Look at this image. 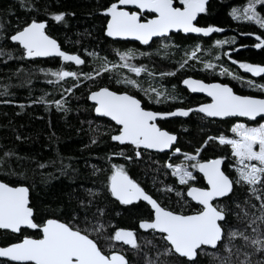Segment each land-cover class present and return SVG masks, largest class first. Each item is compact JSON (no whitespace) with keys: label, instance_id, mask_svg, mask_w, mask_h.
<instances>
[{"label":"trees","instance_id":"trees-1","mask_svg":"<svg viewBox=\"0 0 264 264\" xmlns=\"http://www.w3.org/2000/svg\"><path fill=\"white\" fill-rule=\"evenodd\" d=\"M114 2L116 0H0V160L3 161L0 163V181L29 188L30 205L37 223L54 218L89 229L97 222L103 223L105 228L101 236L97 238L93 233L92 238L98 239L105 254H109L107 237L114 235L116 229L125 228L135 231L139 247L133 249L120 241L113 243L116 250L126 255L129 264H159V261L186 264V258L178 254L158 257L157 253H162L166 247L161 234L139 228L142 220L152 218L153 212L148 204L138 201L124 205L111 196L108 184L112 165H123L128 175L163 207L192 214L201 207L186 194L190 184L181 185L171 169L166 167L167 163H184L183 153L195 154L197 149L202 148L198 157L201 162L224 157V170L235 180L236 158L232 155L231 147L220 145L218 140L208 141L207 146L204 143L208 137L221 134L232 136L231 128L236 121L257 124L264 120L210 119L197 111L190 112L187 117L162 120L158 122L159 126L176 134L178 140L171 152L156 153L143 147L137 149L134 145L114 142L111 137L119 132V127L107 118L97 117L88 96L92 91L108 87L116 92L135 95L147 109L162 112L179 108L196 109L207 99L190 93L182 86V81L191 76L206 82L228 84L241 95L264 98V91L249 87L246 82L235 80L230 75H221L222 65L231 73L243 77L244 81L264 84V74L251 75L233 63L264 64V48L254 47L259 42L255 36L264 37V29L253 22L238 21L232 17V10L245 7L248 0H207L206 11L199 14L197 25L215 26L224 31L214 32L209 37L177 33L156 39L143 47L135 42L115 41L106 36L108 15L104 14V10ZM175 5L181 6L179 0ZM61 11L69 15L64 21L57 22L53 14ZM257 11L264 15V6L257 5ZM148 17L151 15L142 16V19ZM34 19L47 21V34L56 39L63 50L80 55L85 63L75 65L60 57L28 59L23 48L13 43L10 36ZM250 33L255 35H248ZM233 37L234 44L226 43L219 47L215 44L217 40ZM164 45L169 47L164 48ZM196 45L201 46L198 59L189 60L181 69L179 65L185 58V52ZM127 49L150 53L137 55L131 63L145 66L154 75L141 72L137 76L125 68L95 75V70L103 62L102 58L118 63L117 50ZM93 52L98 56L88 55ZM225 53H231V59ZM201 60L210 61L217 67L205 69ZM61 68L77 72L78 78L66 77L57 81L47 71ZM172 72L175 75L160 76V73ZM89 73L92 79L85 78L84 74ZM123 77L137 80L143 88L152 86L166 89L176 98L161 97L162 102L156 103L154 94L149 98L137 88L117 83V79ZM69 88L72 89L70 92L67 91ZM57 101L66 110L58 109ZM175 147H179L181 153L174 154ZM137 150L141 152L140 159L135 155ZM5 153L12 155L6 156ZM129 156L131 160L127 159ZM192 163L195 162L191 161L189 165ZM41 164L45 167L41 168ZM196 177L191 184L203 186V178L198 172ZM169 188L173 191H167ZM249 189L250 186L246 184H234L232 193L214 203L224 205L227 210L226 222L221 223L225 230L223 245L228 244L227 233L233 229L245 231L247 228L246 234L249 236L259 234L248 227L253 214L259 215L260 206V201ZM90 190L95 193L94 196L89 194ZM177 192L182 195L177 196ZM259 194L264 198V192ZM253 204L255 208L251 207ZM245 210L248 216L244 215ZM25 236L40 238L42 234L39 230H21L19 234L0 230L1 245L18 242ZM223 245H218L216 249L206 247L208 254H200L198 264H220L221 259L230 255ZM229 247L232 248V264H239L244 259V252L252 253L251 264L264 261V253L254 252L253 247L245 246L240 238L233 240ZM237 248L241 249L240 253H237ZM0 264L20 263L0 259Z\"/></svg>","mask_w":264,"mask_h":264},{"label":"snow or ice","instance_id":"snow-or-ice-1","mask_svg":"<svg viewBox=\"0 0 264 264\" xmlns=\"http://www.w3.org/2000/svg\"><path fill=\"white\" fill-rule=\"evenodd\" d=\"M176 0H116L104 10V14L110 16L107 22L106 34L109 37H132L149 45L153 37H165L172 30H182L184 33H197L205 36L214 32H222L224 29L208 26L199 27L194 21L197 16L206 11L207 0H179L181 6H175ZM128 5H135L138 11H128ZM257 5L264 6V0H248L243 8H234L232 17L235 20L253 22L260 29H264V15L257 11ZM154 14L151 19H141L144 11ZM69 15L66 12L53 14V19L57 22L64 21ZM47 21L32 20L22 29L10 36V40L22 45L27 57H48L58 56L64 61L74 62L82 65L85 61L78 54H70L61 49L56 39L49 36L45 29ZM2 27V25H0ZM255 35V34H248ZM259 41L254 45L255 48H264V37L255 36ZM226 43H235V37L229 40H217L216 46ZM168 48L169 45H164ZM246 47V46H242ZM201 51V46L196 45L190 51L185 52V58L180 62V68H184L189 60L198 59L197 53ZM237 51V49H233ZM90 56H98L97 53H88ZM137 55L144 56L150 53L137 52L135 49L125 51L117 50L119 62L108 61L102 58L103 62L95 70V75L99 76L106 72H114L117 69L127 68L137 76L141 72L149 73L148 69L141 65L137 67L131 61ZM231 59V53H225ZM219 57H217L218 59ZM205 69H215L216 64L210 61H200ZM241 69L254 76L264 74V64H253L241 61H233ZM43 71V70H42ZM57 81L64 80L66 77H77L78 73L67 71L61 68L53 71L47 70ZM86 79H92V74H84ZM175 75L172 73H160V76ZM221 75H230L235 80L247 83L249 87L258 88L264 91V84L257 85L253 80L244 81L243 77L231 73L221 65ZM117 83H123L133 88H137L151 98L155 95L156 103H161V97L165 99H175L174 95L161 90L157 87L149 86L143 88L135 79L123 77L117 79ZM191 91L206 92L212 98L211 103L201 104L196 109L179 108L169 112H158L146 110L142 106V101L135 95L128 92L117 93L108 87H102L91 93L90 99L96 101L95 111L103 116L110 117L120 126L119 134L113 135L112 140L120 143H130L137 149H155L163 152L172 149L177 136L167 130L162 129L156 121L168 117H187L190 112L197 111L206 117H248L255 120L258 116L264 119V98L250 95H238L232 87L225 83H205L202 80L187 78L182 81ZM76 85H74L75 87ZM69 88L67 91H71ZM6 103L8 101H5ZM56 107L66 110L60 101L55 102ZM21 107H24L21 105ZM231 132L233 137L221 134L218 137H208V141L218 140L220 145H229L232 155L237 160L236 172L237 179L233 180L221 169L224 157L201 162L198 157L202 150L197 149L195 154L183 153L185 161H194L190 165L193 169H198L207 179V187H196L189 185L190 181H195L193 172L189 170L186 163L173 164L167 163L166 167L172 169V175L178 177L181 185H189L187 196L202 205V209L192 214H185L182 211H173L162 207L161 204L149 195L132 179L123 165H112V174L109 178L108 189L111 196L115 197L121 204L129 205L134 201H146L154 209V217L142 220L139 228L153 230L161 234V239L166 243L162 253L157 256H170L178 254L179 257L186 258V264H198L197 257L205 252L207 246L213 249L218 245H223L225 230L221 222L225 221L226 208L222 204H214L217 198L226 197L233 192V186L246 184L250 186L251 193L260 201L259 215H254L250 219L248 227L253 233L259 232L256 236H249L245 231L230 230L227 233L228 244L223 245L231 255L232 248L229 245L232 241L240 238L245 246H251L254 252L264 253V198L259 193L264 192V123L258 126L249 127L244 123H236ZM181 153L179 147L174 148V154ZM6 156L12 153H5ZM123 155V153H120ZM135 155L139 157L140 151ZM131 160L132 157H127ZM0 163H3L0 160ZM41 168L45 165L41 164ZM257 185H261L260 188ZM167 191H173L169 188ZM90 195H95L91 190ZM177 196L182 193L177 192ZM91 203V201H89ZM255 208L256 205H251ZM103 215L102 210H99ZM245 216L249 213L245 210ZM87 223V219H85ZM39 229L42 236L39 239L25 237L22 241L12 243L8 246L0 247V258H8L16 262H34V264H129L126 255L115 249L114 241H121L123 244L130 245L133 249L139 247L136 233L134 230L118 228L114 235L107 237L109 241V254L101 249L98 239L105 228L103 223L97 222L89 228H80L75 224L61 222L58 219H48L45 222L37 223L34 219L33 208L29 206V188L27 186H12L9 183L0 181V229L11 230L14 233L21 232L23 227ZM95 233L97 238H92ZM240 253L241 249H236ZM215 255V253H212ZM228 257L220 260V264H232ZM252 253L244 252V259L239 264H251L250 256ZM155 264V262H153ZM159 264H166L159 261ZM264 264V261L260 262Z\"/></svg>","mask_w":264,"mask_h":264},{"label":"water","instance_id":"water-1","mask_svg":"<svg viewBox=\"0 0 264 264\" xmlns=\"http://www.w3.org/2000/svg\"><path fill=\"white\" fill-rule=\"evenodd\" d=\"M176 6V5H175ZM127 7V10L128 11H132V12H135V11H138V9H137V7L135 6V5H128V6H126ZM147 14H150V15H152V17H150V18H148V19H151V18H153V16H154V14H151V13H149L147 10H145L144 11V13H143V16L144 15H147ZM199 16V15H198ZM198 16H197V19H196V21H194V23H196L197 24V20H198ZM110 19V16H108V20ZM141 19H142V17H141ZM143 20V19H142ZM39 22V21H38ZM197 26H199V25H197ZM106 27H107V25H106ZM200 27V26H199ZM46 28H47V26H46ZM45 31H46V29H45ZM47 33V32H46ZM177 33H182V34H184V35H192V36H201V37H209L210 35H208V36H205V35H203V34H197V33H184L182 30H172L168 35H167V37H169V36H171L172 34H177ZM105 34H106V30H105ZM50 36V35H49ZM106 36H107V34H106ZM107 37H109V36H107ZM53 38V37H52ZM109 38H111L112 40H115V41H129V42H135V43H138L139 45H141V46H143V47H146V46H149L154 40H156V39H163V38H165V37H153V39L149 42V45H144L142 42H140V41H138V40H136L135 38H132V37H128V38H121V37H109ZM13 43H16V44H19L18 42H14V41H12ZM58 42V41H57ZM59 43V42H58ZM20 45V44H19ZM21 47H22V45H20ZM23 48V47H22ZM62 49V48H61ZM63 50V49H62ZM63 51H65V50H63ZM67 52V51H66ZM69 53V52H68ZM70 54H74V53H70ZM27 57V56H26ZM53 57H58V56H48V57H32V58H29V57H27L28 59H45V58H53ZM61 58V57H60ZM82 58V57H81ZM63 59V58H62ZM83 59V58H82ZM84 60V59H83ZM68 62H70V63H72V64H75L74 62H71V61H68ZM76 65V64H75ZM187 78H192V79H194V80H202V79H199V78H195V77H187ZM187 78H185V79H187ZM202 81H204V80H202ZM205 83H221V82H206V81H204ZM182 86L186 89V90H188L190 93H192V94H195V95H199V96H203V97H205L206 99H207V101L206 102H204V103H202V104H206V103H211L212 102V98L210 97V96H208V94L206 93V92H200V91H196V92H193V91H191V89L187 86V85H185V84H183L182 83ZM230 86V85H229ZM231 87V86H230ZM233 89V88H232ZM99 90V89H98ZM111 90V89H110ZM95 91H97V90H95ZM111 91H113V90H111ZM233 91H234V89H233ZM92 92H94V91H92ZM91 92V93H92ZM116 92V91H115ZM235 92V91H234ZM91 93L89 94V96H88V99H89V101L94 105V112H95V115L97 116V117H103V118H107V119H109V120H111L112 122H114L115 124H116V122L115 121H113L110 117H107V116H103V115H101V114H98V113H96V111H95V107H96V101H94V100H92V99H90V96H91ZM117 93H122V92H117ZM236 93V92H235ZM236 94H238V93H236ZM131 95V94H130ZM238 95H241V94H238ZM251 96V95H250ZM256 97H258V96H256ZM259 98H263V97H259ZM201 105V104H200ZM142 106H143V104H142ZM144 107V106H143ZM146 110H151V111H156V110H153V109H147L146 108ZM176 110V109H175ZM172 111H174V110H172ZM158 112H162V111H158ZM164 112H169V111H164ZM203 114V113H202ZM204 115V114H203ZM205 116V115H204ZM178 118V117H180V118H182L181 116H175V117H168V118H165V119H158L157 121H156V123L158 124V122L159 121H162V120H166V119H172V118ZM207 118H210V119H218V120H226V119H243V120H246V121H249V122H255V121H258V120H264V119H262L260 116H258L255 120H251V119H249L248 117H224V118H220V117H207ZM117 125V124H116ZM159 125V124H158ZM118 127H119V129H120V126L119 125H117ZM163 129V128H162ZM164 130H166V129H164ZM168 131V130H167ZM117 134H119V132L117 133ZM117 134H115V135H117ZM174 134V133H173ZM176 135V134H175ZM177 136V135H176ZM177 140H178V138H177ZM114 141V140H113ZM114 142H116V143H118V144H120V145H125V144H130V143H127V142H125V143H120V142H118V141H114ZM177 143V141L175 142V144ZM174 144V145H175ZM130 145H132V144H130ZM173 149V148H172ZM172 149H166V150H164L163 152H160V151H158V150H155V149H145V150H147V151H151V152H156V153H169V152H171L172 151ZM137 151H139V150H137ZM141 153V152H140ZM137 157V156H136ZM138 159H140L141 158V155L139 156V157H137ZM213 159H216V158H213ZM210 160H212V159H210ZM221 169L224 171V162H223V164L221 165ZM199 171V170H198ZM225 172V171H224ZM200 173V175L204 178V180H205V183H206V185H207V179L204 177V175H203V173H201V172H199ZM225 174L227 175V173L225 172ZM17 186H21V185H17ZM23 186H26V185H23ZM208 186V185H207ZM197 187V186H196ZM146 192V191H145ZM150 195V194H149ZM115 198V197H114ZM190 198V197H189ZM224 197H221V198H217V200H221V199H223ZM155 199V198H154ZM191 199V198H190ZM192 200V199H191ZM217 200H215V201H217ZM140 201H142V202H144V203H146V204H148V202H146V201H143V200H140ZM194 203H196V204H198L199 206H201V208H202V205H200L197 201H194V200H192ZM215 201H213V203H215ZM135 202H138V201H134L133 203H135ZM149 206H150V208H151V205L150 204H148ZM29 206L31 207V205H30V190H29ZM151 210H152V212H153V216H152V218L154 217V209H152L151 208ZM33 214H34V211H33ZM49 219H54V218H49ZM48 220V219H47ZM62 222V221H61ZM222 223V222H221ZM0 230H4V229H0ZM21 230H30V231H35V230H39V229H30V228H27L26 226L25 227H23ZM143 231H150L151 229H149V230H144V229H142ZM4 231H10V232H12L11 230H4ZM39 231H41V230H39ZM12 233H14V232H12ZM20 233V232H19ZM19 233H14V234H19ZM157 233H159L158 231H157ZM41 234H42V231H41ZM25 237H31V236H25ZM25 237H23V239L25 238ZM31 238H33V237H31ZM41 238V237H40ZM22 239V240H23ZM35 239H39V238H35ZM22 240H20V241H22ZM20 241H18V242H20ZM121 242V241H120ZM14 243H17V242H14ZM121 243H123V242H121ZM12 244V243H11ZM8 245H10V244H8ZM8 245H1V240H0V247H4V246H8ZM124 245H126V244H124ZM218 247V246H217ZM207 248H211V249H213L211 246H207ZM216 249V248H215ZM0 259H4V260H8V261H10V262H13V263H33L34 264V262H16V261H11V260H9L8 258H0Z\"/></svg>","mask_w":264,"mask_h":264},{"label":"rangeland","instance_id":"rangeland-1","mask_svg":"<svg viewBox=\"0 0 264 264\" xmlns=\"http://www.w3.org/2000/svg\"><path fill=\"white\" fill-rule=\"evenodd\" d=\"M133 64V63H132ZM137 67H139V66H137ZM126 70H129V69H127V68H125ZM243 71H245L244 69H242ZM246 72V71H245ZM251 75H253L252 73H250ZM236 123H244V124H246V125H248L249 127H255V126H258L260 123H264V121H261L260 123H257V124H248V123H246V122H244V121H236L235 123H234V125L236 124ZM233 125V126H234ZM235 134H233L232 136H230V137H233ZM185 160V159H184ZM189 162H191V161H185L184 163H186V164H188L189 165ZM235 166V168H236V166H237V160H236V164L234 165ZM189 170L190 171H192L193 172V175L195 176V170L196 169H193V168H191L190 167V165H189ZM171 171H172V169H171ZM178 178V177H177ZM179 180V179H178ZM191 182V181H190ZM189 182V183H190Z\"/></svg>","mask_w":264,"mask_h":264},{"label":"flooded vegetation","instance_id":"flooded-vegetation-1","mask_svg":"<svg viewBox=\"0 0 264 264\" xmlns=\"http://www.w3.org/2000/svg\"><path fill=\"white\" fill-rule=\"evenodd\" d=\"M204 162V161H203ZM225 171V170H224ZM198 172V174L200 175V173H199V171H198V169L197 170H195V180L197 179V177H196V173ZM201 176V175H200ZM202 177V176H201ZM203 178V177H202ZM193 181H191L189 184L190 185H192L191 183H192ZM195 185V184H194ZM195 186H197V185H195ZM197 187H207V185H206V183H205V180H204V178H203V186H197ZM162 206V205H161ZM163 207V206H162ZM201 207V206H200ZM202 209V208H201ZM152 216H153V214H152Z\"/></svg>","mask_w":264,"mask_h":264}]
</instances>
